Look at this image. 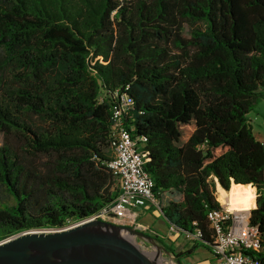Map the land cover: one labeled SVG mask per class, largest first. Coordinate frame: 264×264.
<instances>
[{"label":"trees","instance_id":"16d2710c","mask_svg":"<svg viewBox=\"0 0 264 264\" xmlns=\"http://www.w3.org/2000/svg\"><path fill=\"white\" fill-rule=\"evenodd\" d=\"M0 49V184L14 201L0 207V242L116 199L108 162L122 95L151 209L195 237L180 253L156 242L179 261L212 249L218 185L241 190L242 209L250 186L248 223L264 241V143L247 119L264 98V0H0ZM251 256L264 262V250Z\"/></svg>","mask_w":264,"mask_h":264},{"label":"built area","instance_id":"2783aa9c","mask_svg":"<svg viewBox=\"0 0 264 264\" xmlns=\"http://www.w3.org/2000/svg\"><path fill=\"white\" fill-rule=\"evenodd\" d=\"M130 101L125 95L120 97V104L113 108L112 156L108 162L118 196L95 216L80 221L63 229L34 230L29 232L48 233L68 230L88 221H113L119 224L135 225L139 218L137 209H151L158 206L153 189L154 182L144 168V157L140 153V143L126 127L124 115L130 109ZM248 212L232 211L229 208L209 212L208 219L214 232V264H264L251 254L262 253L264 241L257 227L248 223ZM169 230L175 233V229ZM15 238L10 237L0 244ZM194 240L195 237H189Z\"/></svg>","mask_w":264,"mask_h":264},{"label":"water","instance_id":"95a60500","mask_svg":"<svg viewBox=\"0 0 264 264\" xmlns=\"http://www.w3.org/2000/svg\"><path fill=\"white\" fill-rule=\"evenodd\" d=\"M14 237L0 244V264H152L133 241L156 242L132 227L101 220L63 231L24 232ZM158 249L169 253L164 247Z\"/></svg>","mask_w":264,"mask_h":264},{"label":"rangeland","instance_id":"374dc122","mask_svg":"<svg viewBox=\"0 0 264 264\" xmlns=\"http://www.w3.org/2000/svg\"><path fill=\"white\" fill-rule=\"evenodd\" d=\"M189 31H190V27L186 25L184 29V35L187 38L190 35ZM2 60H3V51L0 49V77L3 75ZM247 119L252 128L255 138L263 143L264 142V98L260 99L253 106V108L250 110V112L247 115ZM2 141H3V137L0 134V147L2 145ZM111 155H112V151H111ZM228 194H229L228 192H225L223 190L220 191V195H224L228 200V205L229 204L231 205V203L234 202V200L238 199L240 196L239 192H236L234 194L230 193L229 195ZM252 196L253 195L251 193L250 196H247V198L251 199ZM169 199L179 201L181 197L179 194H166L164 196V203H166ZM254 203H256V201ZM13 204L14 201L12 197L6 192L4 186L0 184V207H10ZM254 207L255 204L253 205L252 203H249L247 206H244V209L241 211H248L252 208L254 209ZM233 208L236 209L235 206ZM136 211L139 213V218L135 225H131L129 223L119 224V223H114L113 221H108V222L129 228L132 227L135 231L141 232L148 237L159 238V240L162 241L164 245L171 246L176 253L187 252L194 248V242L189 238H186L183 235H179L178 237L174 236L175 233H172L169 230V227L165 225L163 219L160 217L157 211L152 209L149 210L137 209ZM156 230L159 233L163 234L164 237L162 236L160 237V235L157 233ZM137 241H138L137 246L140 252H143L145 250H153L155 246L158 248L164 247L159 242L151 243L146 239H138ZM197 250L199 251L201 250V248H198ZM156 253L161 254L163 258H165L167 261H172L175 264H179L178 260L171 253H166L162 249H160L159 252L156 251ZM200 257L201 256L192 255L188 258H182L180 262L181 264H194V262L198 260Z\"/></svg>","mask_w":264,"mask_h":264},{"label":"crops","instance_id":"0c3cea01","mask_svg":"<svg viewBox=\"0 0 264 264\" xmlns=\"http://www.w3.org/2000/svg\"><path fill=\"white\" fill-rule=\"evenodd\" d=\"M264 143V142H263ZM233 186V185H232ZM249 187V189H244V190H247L249 193L247 194V196H250V194L252 193V191H251V189H250V186H248ZM218 190H217V195H218V201L223 205V207L224 208H229V209H232L233 211H241V210H243L242 209V201H241V209L240 210H238V209H234L231 205H228V203H227V201H226V199H223L221 196H220V191L221 190H223V191H225L222 187H220L219 185H218V188H217ZM240 189V188H239ZM231 191V190H230ZM250 191H251V193H250ZM225 192H227V191H225ZM239 192V194H240V196H239V198L238 199H240L241 198V196H242V192H241V190H239L238 191ZM228 193H229V191H228ZM230 194V193H229ZM228 194V195H229ZM252 195H253V193H252ZM246 196V197H247ZM254 196V195H253ZM252 196V198L254 199V202L256 201L255 200V198ZM255 204V207L254 208H256V203H254ZM253 209V208H252ZM251 210V209H250ZM249 211V210H248ZM248 211H242V212H248ZM164 221V220H163ZM164 223H165V221H164ZM165 225H166V223H165ZM148 226H150V225H148ZM167 226V225H166ZM168 227V226H167ZM157 231V230H156ZM157 233L160 235V237L162 236V237H164V235L163 234H161V233H159L158 231H157ZM174 236H176V237H178L179 235L178 234H174ZM193 255H196V256H201L198 260H196L195 262H194V264H214L215 263V257H214V255H213V252H212V249H209V250H207V249H204V248H201V250H196L195 251V253L193 254Z\"/></svg>","mask_w":264,"mask_h":264},{"label":"bare ground","instance_id":"6f19581e","mask_svg":"<svg viewBox=\"0 0 264 264\" xmlns=\"http://www.w3.org/2000/svg\"><path fill=\"white\" fill-rule=\"evenodd\" d=\"M223 199H226V197L224 195H220ZM227 203L228 200L226 199ZM230 205V204H229ZM231 206H235L236 209H241L240 206V201L239 199L234 200V202L231 203ZM232 210V209H231ZM233 211V210H232ZM128 239H132L130 237V235L128 234H124ZM133 244L138 248L137 246V242L133 241ZM139 249V248H138ZM160 251V249H158L156 246L153 250H145L142 252V254L144 255V257L146 259H148L152 264H175L172 261H167L165 258H163V256L161 254L156 253Z\"/></svg>","mask_w":264,"mask_h":264}]
</instances>
